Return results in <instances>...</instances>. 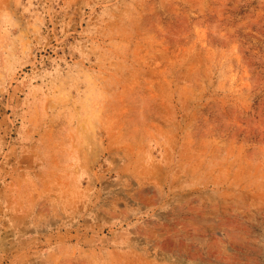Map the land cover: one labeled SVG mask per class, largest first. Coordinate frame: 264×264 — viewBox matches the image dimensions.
Listing matches in <instances>:
<instances>
[{
	"label": "rangeland",
	"instance_id": "374dc122",
	"mask_svg": "<svg viewBox=\"0 0 264 264\" xmlns=\"http://www.w3.org/2000/svg\"><path fill=\"white\" fill-rule=\"evenodd\" d=\"M0 264H264V0H0Z\"/></svg>",
	"mask_w": 264,
	"mask_h": 264
}]
</instances>
